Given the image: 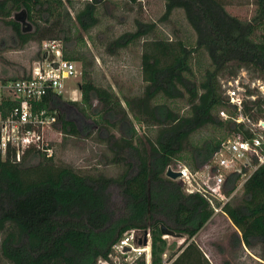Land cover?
Instances as JSON below:
<instances>
[{
  "label": "trees",
  "instance_id": "obj_1",
  "mask_svg": "<svg viewBox=\"0 0 264 264\" xmlns=\"http://www.w3.org/2000/svg\"><path fill=\"white\" fill-rule=\"evenodd\" d=\"M74 1L0 0V35L2 28L10 29L19 45L31 39L62 41L63 56L81 62V102L48 92L34 101V107L56 110L53 128L64 136H77L81 130L73 117V105L83 111L96 98L104 113L101 118L118 124L119 135L109 132L105 138L112 151L109 160H126V166L117 175L106 176L57 163L53 155L32 148L20 160L0 152V264L1 259L8 264H96L99 258H109L113 243L133 227L151 232V264H211L194 241L213 215L210 197L185 190L178 178L165 171L178 159L197 170L212 162L228 134L250 135L243 122L219 117V109L236 114L226 101L219 75L225 71L234 75L245 67L264 78V0H252L255 9L249 19L230 13L226 9L229 0H162L160 19H168L180 8L194 39L188 42L157 35L155 21L136 19L133 30L110 40L107 49L113 53L141 40L144 86L140 93L123 94L122 99L111 87L92 80L89 48L78 44L82 31L88 32L98 23L97 5L104 0H83L72 17L66 3L74 6ZM21 8L34 23L31 33L11 16ZM161 96L167 100L156 101ZM184 97L185 112L168 101ZM263 103L260 97L245 102L244 114L252 120L264 116ZM12 104L5 100L1 107L8 109ZM133 118L155 127L154 133L145 134L143 140ZM202 129L210 131L202 140H194ZM241 172L226 175L225 194L235 189ZM113 184L122 200L118 209L111 202L109 186ZM221 209L237 228L229 237L231 248L258 244V264H264V162L248 174L240 194L230 196ZM161 225L184 237L183 244L165 259L162 254L167 242ZM222 263L232 264L228 259Z\"/></svg>",
  "mask_w": 264,
  "mask_h": 264
},
{
  "label": "rangeland",
  "instance_id": "obj_2",
  "mask_svg": "<svg viewBox=\"0 0 264 264\" xmlns=\"http://www.w3.org/2000/svg\"><path fill=\"white\" fill-rule=\"evenodd\" d=\"M82 4L83 0H75L74 6L66 3V7L72 17L75 15V9L81 7ZM226 9L240 18L249 19L254 13L255 4L252 0H229ZM19 10L12 11L11 16L14 18L15 13ZM163 11L164 3L162 0H136L135 2L129 0H104L97 5L98 23L88 32L82 31L83 39H78V44H84V47L89 48L87 56L92 61L90 71L92 80L96 84L111 87L121 99L123 94H138L142 91L144 81L142 80L140 65L141 40L119 48L114 53L109 52L107 49L110 40L126 30L135 28L136 19L155 21L157 24V35L168 36L169 38L178 37L188 42L194 39V32L180 8H176L166 20L160 19ZM23 27L24 31L29 33L34 30V23L28 16H26V23L23 24ZM1 30V77L20 76L41 62L43 52L40 49V41L31 39L24 45H19L10 29L2 28ZM76 63L82 68L80 61L76 60ZM235 77L244 83L247 89L250 88L255 93L256 98L260 97L258 89L250 87L252 80L257 77L261 78L257 72L240 67L234 75H229L227 71L219 75L220 82ZM80 82H82V74L80 77L66 79L65 91L61 94L62 98L64 100L75 99L81 102ZM165 100L167 99L161 96L157 97L156 101ZM251 100L248 99L247 102ZM168 101L181 112L187 110L185 97ZM122 104H125L123 100ZM73 108L76 111L73 117L81 130L79 135L64 136L53 127L48 129V137L54 147V161L70 164L83 172L102 173L106 176L117 175L126 166V160L123 163H114L109 160L112 156V151L107 147L105 138L109 132H112L115 136L119 135L118 124L112 125L101 118L104 113L102 112L101 104L96 98L93 99L91 105L84 106L83 111H79L75 105H73ZM106 116L109 117V115ZM109 119L113 120V117H109ZM132 123L137 134L143 140L146 138L145 134L152 135L155 131V127L146 126L134 118ZM208 129L198 131L193 136L194 140H202L209 133L210 130ZM229 135L231 134L227 136ZM212 163L213 160L203 164L197 170H193L190 166L185 165L184 160L178 159L174 168L186 166L192 171L193 176L185 178L186 180L184 181L177 177L185 187V190L189 191L194 188L205 187L203 179L209 173ZM250 171V167L247 166L244 176L246 177ZM241 184L242 176L237 181L236 187L231 194L227 195L223 190L224 197L222 199L218 195L206 193L214 206V212L209 221L194 236V241L205 258L209 262L211 260V264H223L222 262L225 259H228L232 264H258V260L261 261L258 256L261 254L260 245L257 244L253 248L244 246L231 248L229 244V237L237 228L222 211L221 205L230 196L240 194ZM109 191L111 202L118 209L122 204L118 189L113 184L109 186ZM217 200L219 201L218 204L216 203ZM164 238L167 242L165 250L167 256L178 249L184 240V237L172 235H165ZM218 246H221L224 251H219ZM1 264L8 263L1 259Z\"/></svg>",
  "mask_w": 264,
  "mask_h": 264
},
{
  "label": "built area",
  "instance_id": "obj_3",
  "mask_svg": "<svg viewBox=\"0 0 264 264\" xmlns=\"http://www.w3.org/2000/svg\"><path fill=\"white\" fill-rule=\"evenodd\" d=\"M42 60L30 71L18 77L0 76V152L20 160L29 149L39 150L47 156L53 155L54 147L48 137V129L53 127L57 118L56 110L35 108L34 101L40 100L48 92L62 94L66 79L81 76L82 68L76 60L65 58L62 41L58 38H45L40 43ZM221 88L227 103L236 110V114L226 109H219L221 118L231 117L236 122H243L249 136L242 133L229 135L221 140L213 154V163L209 173L203 179L202 188H194L203 193L224 197L222 184L229 172H241L243 166L254 170L264 162V116L252 120L243 112L248 99L255 100V93L248 92L246 85L238 78L221 81ZM250 87H255L264 99V78L252 80ZM5 100L13 102L8 109H2ZM179 170L182 181L193 176L186 166ZM250 171V172H251ZM249 172V173H250ZM246 171L241 172L242 182ZM191 191V190H189ZM163 237L167 234H162ZM146 238L145 244L137 240ZM126 246L128 248H126ZM164 259L167 253L163 252ZM96 264H151V232L149 228H129L112 245L109 258H99ZM168 264V262H166Z\"/></svg>",
  "mask_w": 264,
  "mask_h": 264
},
{
  "label": "water",
  "instance_id": "obj_4",
  "mask_svg": "<svg viewBox=\"0 0 264 264\" xmlns=\"http://www.w3.org/2000/svg\"><path fill=\"white\" fill-rule=\"evenodd\" d=\"M26 16H27V12L24 8H21L19 11H17L14 15V19L19 21L21 23V28L22 30H24L23 24L26 23ZM166 175L171 177V178H177L180 175V171L173 169L171 167H167L166 171H165ZM160 231L162 234H167V235H172V236H179L175 234L171 229H169L168 227H166L165 225H161L160 227ZM146 242V238L144 237L143 240H137V244H145ZM126 248H128L126 246Z\"/></svg>",
  "mask_w": 264,
  "mask_h": 264
},
{
  "label": "crops",
  "instance_id": "obj_5",
  "mask_svg": "<svg viewBox=\"0 0 264 264\" xmlns=\"http://www.w3.org/2000/svg\"><path fill=\"white\" fill-rule=\"evenodd\" d=\"M210 262H211V260H210ZM212 263V262H211Z\"/></svg>",
  "mask_w": 264,
  "mask_h": 264
}]
</instances>
